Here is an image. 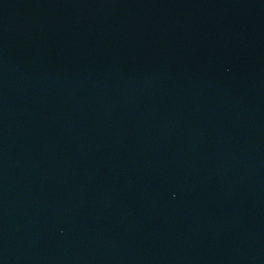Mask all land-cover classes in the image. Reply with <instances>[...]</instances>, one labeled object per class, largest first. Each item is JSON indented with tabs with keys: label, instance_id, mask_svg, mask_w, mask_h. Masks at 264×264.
Here are the masks:
<instances>
[{
	"label": "water",
	"instance_id": "1",
	"mask_svg": "<svg viewBox=\"0 0 264 264\" xmlns=\"http://www.w3.org/2000/svg\"><path fill=\"white\" fill-rule=\"evenodd\" d=\"M0 264H264V0H0Z\"/></svg>",
	"mask_w": 264,
	"mask_h": 264
}]
</instances>
